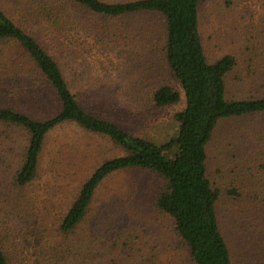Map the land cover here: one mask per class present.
<instances>
[{
    "label": "rangeland",
    "instance_id": "374dc122",
    "mask_svg": "<svg viewBox=\"0 0 264 264\" xmlns=\"http://www.w3.org/2000/svg\"><path fill=\"white\" fill-rule=\"evenodd\" d=\"M101 26L115 36L82 50L89 64L106 70L93 80L91 112L133 135L158 143L168 140L176 133L174 114L184 99L164 64L161 19L135 14L102 19ZM199 31L208 61L225 54L237 61L225 78L226 96H264V0H201ZM165 84L177 90L182 101L159 108L151 97ZM6 129L0 127V244L9 264H193L171 219L154 205L160 178L141 169L105 178L73 231L59 233L51 214L47 225L53 229L45 226L47 236L41 240L43 202L55 204L52 210L60 214L95 167L122 151L103 137L63 124L46 138L31 186L18 189L10 179L19 160L14 157L3 165L9 156L5 148L16 151L24 137ZM207 156L209 179L222 192L218 218L233 264H264V114L220 121ZM233 189L237 195L228 193ZM29 230L38 233L39 244L36 240L29 245Z\"/></svg>",
    "mask_w": 264,
    "mask_h": 264
},
{
    "label": "trees",
    "instance_id": "16d2710c",
    "mask_svg": "<svg viewBox=\"0 0 264 264\" xmlns=\"http://www.w3.org/2000/svg\"><path fill=\"white\" fill-rule=\"evenodd\" d=\"M200 1L0 0V127L24 137L14 152L6 143L9 156L3 166L14 157L13 161L19 160L12 186H31L46 138L63 124L103 137L122 151L95 167L60 214L52 210L55 204L43 202L41 240L47 236L45 226L53 229L54 225H47L51 214L58 220V232L69 233L84 218L105 178L117 171L141 169L160 178L154 205L171 219L191 262L233 264L218 218L222 192L208 176L207 145L220 121L264 114V96H226L225 78L237 61L232 54L208 61L199 31ZM135 14L161 19L164 64L183 93L184 106L174 114L176 133L161 143L133 135L91 112L96 99L90 90L93 80L106 70L89 64L82 50L115 36L106 33L102 19ZM151 98L159 108L182 101L168 84L157 88ZM228 193L237 195L235 189ZM29 200L38 208L35 197ZM37 234L28 231L29 245L40 243ZM0 264H9L1 244Z\"/></svg>",
    "mask_w": 264,
    "mask_h": 264
}]
</instances>
